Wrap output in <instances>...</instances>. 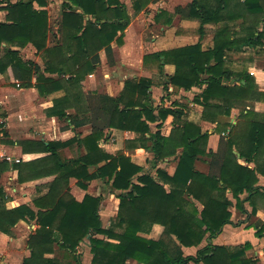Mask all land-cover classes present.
<instances>
[{
    "label": "trees",
    "instance_id": "obj_1",
    "mask_svg": "<svg viewBox=\"0 0 264 264\" xmlns=\"http://www.w3.org/2000/svg\"><path fill=\"white\" fill-rule=\"evenodd\" d=\"M35 1L40 6L47 5V0H9L2 7L7 11V20L0 21V46L2 42L20 47L32 43L37 53L42 55L45 67L42 68L32 59H23L18 49L8 47L0 56V73L7 72L11 67L15 78L20 81L19 86L35 87L43 96L62 91L61 95L53 98V105L46 109L47 114L70 119L75 126L92 122L93 129L83 138L74 136L48 142L27 138L18 141L25 153H47L14 164L21 182L28 180L24 176L26 170L35 173L33 178L56 174L49 184V191L34 199L37 210L27 204L8 208L6 193L0 187V230L11 234L12 228L21 219L34 220L38 225L29 235L31 255L24 259L23 264H72L46 254L54 251L56 242L62 248L75 250L91 233L106 234L117 240L113 242L92 237L94 257L91 264H125L129 258L143 264H188L191 261L204 264H258L257 259L245 256L249 243L231 248L208 242L196 254L188 255L182 249V246L199 245L207 233L214 237L225 224L231 222V199L227 195L229 188L238 200L244 191H248L249 196L256 192V171L237 162V156L231 150L234 141L227 143L231 157L224 160L221 173L207 174L197 170L194 163L200 154L207 152L208 131L202 132L199 126L187 121L173 128L168 136L163 135L160 128L152 131L150 122L157 120V114L150 98L151 79H127L123 91L115 97L95 93L87 97L81 91V81L100 63V51L104 49L111 58L112 42L116 41L119 45L124 42V32L130 23L124 3L121 0H64L59 26L61 40L49 46V13L45 8H36ZM150 1L134 0L133 6L141 10ZM232 2L217 0L215 10L210 12L201 0H193L186 7H177V11L189 17L202 18L205 22L212 19L226 21L234 18L233 14L225 11ZM236 5L249 13L238 15L249 18L248 21L253 23L244 27V31L249 29V34L242 40L264 48V29H259L264 22V0H237ZM235 41L241 39L232 38L224 26L216 33L214 48L203 50L200 43H195L157 51L145 55L144 60L147 62L153 58L158 61L161 71L164 65L162 61L174 64L175 72L169 79L186 90L206 82L202 101L205 104L204 116L215 120L218 114H210V97L223 96L227 99L236 94L245 97L253 89L248 76L242 73L237 75L245 78L247 83L235 86L222 83L223 79L233 75L224 64L226 52ZM205 72L210 74L209 77L203 78ZM197 100H201L199 96ZM86 101L89 102L87 109L83 107ZM72 107L76 113L67 111ZM168 114L178 116L179 111L171 107L159 109L162 118ZM109 127L136 131L140 139L152 141L151 145L145 143V146L151 148L156 156L176 154L177 148L183 147L175 173L169 175L158 169L156 178L126 154L105 151L99 143ZM255 130L253 146L257 147L261 127L256 125ZM1 142L4 141L0 138ZM74 143H82L87 152L76 158L64 159L60 150ZM240 151L244 156L245 152ZM7 167L8 162L0 160V172ZM72 176L83 188L87 187L89 180L106 179L120 198L117 220L113 223V227L122 229L120 232L102 225L99 209L103 195L87 193L78 201L68 193ZM163 181L170 183V190ZM195 200L203 205L202 209ZM153 223H161L165 227L159 239L140 234ZM173 235L179 242L174 240ZM75 264H83L80 257Z\"/></svg>",
    "mask_w": 264,
    "mask_h": 264
},
{
    "label": "crops",
    "instance_id": "obj_2",
    "mask_svg": "<svg viewBox=\"0 0 264 264\" xmlns=\"http://www.w3.org/2000/svg\"><path fill=\"white\" fill-rule=\"evenodd\" d=\"M2 1V0H0ZM0 2V21H6L7 11L2 7L8 2ZM16 2L19 0H10ZM124 4L131 7L128 11L130 14V23L125 29L124 43L120 46L116 41H113L112 57L109 58L106 51L100 52V63L98 66L104 69L103 84L99 89L97 86L96 72L86 76L81 81V91L88 95L107 94L110 96H118L123 91L125 81L127 79H139L146 77L151 79L152 84L149 87L150 98L157 114V120L150 122L152 131L161 129L163 135L171 134L173 128L181 126L184 122L194 123L201 128L202 132H209L207 143V152L200 154L194 163L197 170L204 173L220 174L221 165L227 157H231L230 147L227 145L229 140L234 141L231 150L237 156V162L250 169L256 171L257 181L254 183L256 192L249 196L248 191L241 193L238 200L232 193L231 189L227 190V195L231 199L229 209L232 213L231 222L223 226L222 230L214 237H210L207 233L204 240L199 245L182 246L185 255L196 254L199 248L207 245L208 242L213 244L225 245L227 247L236 248L243 247L246 243L250 246L245 250L246 257H252L258 260V264H264V60L256 59L255 51L260 49V46H253L249 43L235 41L234 45L227 50L225 55V67L233 72L231 78H225L222 83L229 86H235L239 83H247V80L237 75L242 73L247 75L252 83V91L248 96L231 95L224 99L223 96L210 97L211 103L210 114H218L215 120L204 116L205 104L203 91L207 86L206 82L194 86L192 89L178 87L170 81V76L175 72V66L172 63H164L163 70L158 72L154 68L144 65L145 54L154 53L163 49H170L175 46H186L195 43H200L203 50H209L215 47L216 33L222 27L226 26L232 34V38H242L244 34L240 32L243 27L251 26V20L244 24V17L239 16V13L247 12L242 6L236 5L237 0H233L229 9L225 10L234 15L230 20L214 19L203 21L202 18L186 16V13L177 11V7H186L193 0H151L149 4L141 9H133L134 0H121ZM207 10L212 12L215 10L217 0H201ZM64 0H47L46 6H40L36 1V8H45L49 13L50 31L48 35V45L52 46L61 40L59 31L62 5ZM167 9V10H166ZM166 10V14L159 17V13ZM167 15V18L165 17ZM212 15V14H211ZM181 18L182 28L179 34L176 30L170 27L173 24H162L170 18ZM213 17V15H212ZM249 19V18H248ZM52 24V21H54ZM174 23V22H172ZM198 28V34H194L193 30ZM249 28V27H248ZM260 30L264 29V22L260 24ZM157 31V32H156ZM245 32V31H244ZM152 35L149 36V34ZM249 33V29L247 30ZM246 33V34H247ZM264 41V38H263ZM14 48L20 51L23 59H32L45 67L42 55L37 54L36 47L29 43L24 47L13 45L7 42H2L0 46V56L5 53L6 48ZM112 65V66H110ZM101 64V65H100ZM98 68V67H97ZM12 69V68H11ZM9 70L7 77L10 80L15 78L14 71ZM51 75V74H48ZM209 73L205 72L203 78L209 77ZM56 76V74H53ZM91 84L93 87L89 91L84 88V85ZM88 87V86H87ZM20 92V95H17ZM8 94L10 96L8 97ZM62 94V91L55 92L51 95L43 96L35 87H16L9 85L6 81L5 73L0 74V101L5 105L4 120L7 122L8 132L14 139L16 146H1V159L8 162V167L0 172V187H3L6 193V206L8 208L16 207L21 204H27L37 210L34 204V199L46 194L49 191L50 182L56 177V174L42 175L33 178V171L26 170L24 176L26 179L23 182L19 180L18 169L14 167L15 163L21 161H29L37 157L46 155L45 152H23L22 147L18 145V138L21 133H17L15 128L16 122L22 126L28 124L29 110L34 107L39 109L36 111L42 114L40 118L54 123L53 135L47 134V126L41 124L39 126L41 133H23L25 138L42 139L46 142L54 139L66 140L74 136L81 138L90 134L93 129L92 122H88L81 126H75L70 119H61L58 116H49L46 109L53 105V98ZM5 96L8 98L5 99ZM170 96H173L170 99ZM201 100H197V97ZM175 99H179L177 103ZM11 101V104L9 101ZM36 103V104H35ZM22 108L24 114L18 112L19 120H14L17 112L12 108ZM85 109L89 107V102L86 101L83 106ZM162 107H171L179 111L178 116L168 114L165 118L159 115V109ZM28 108V109H27ZM70 113H76L74 107L67 109ZM229 111V112H226ZM88 113H90L88 111ZM43 120V119H42ZM3 122V121H2ZM59 122H63L59 125ZM260 126V142L257 147L253 146V135H255V127ZM149 136V133L146 134ZM140 134L133 130L120 128H107L105 134L100 140V147L105 151L113 154L122 152L129 156L131 160L144 168L145 172L151 173L158 178V169L166 171L169 175H173L178 166L180 155L183 147L177 148L176 154H167L164 156H156L155 152L145 146L152 144V141H144L139 138ZM23 139V138H22ZM72 148L79 150L77 155L71 154ZM244 151V156L241 151ZM70 153L67 156L64 153ZM87 152L86 147L81 143L64 147L60 150V154L64 159H72L79 157ZM102 164V163H100ZM93 168V167H91ZM164 182V181H163ZM167 189L170 190L169 182H164ZM105 190L107 194L105 193ZM66 191V190H65ZM68 193L76 200L81 201L84 196L89 193L92 195H104L103 202H108V205H113L114 211L100 207L99 214L104 228L113 227V223L117 220L120 198L111 189V186L104 178H95L88 181L86 188L81 187L77 183L76 177H70ZM68 194V195H69ZM199 209L203 205L195 200ZM38 228L34 220L26 221L21 219L13 228L12 233L8 234L0 230V264H23L24 259L31 255V249L28 244V238ZM116 232L122 229L118 226L113 227ZM164 225L161 223H153L146 231L140 232L141 235L159 239L164 233ZM263 230L262 233H258ZM92 237L105 238L109 241L116 242L114 238H110L106 234L91 233L87 235L80 245L75 250L62 248L59 243H55L54 251L46 254L48 257H55L62 262H70L75 264L79 257L83 264H91L94 254L92 253ZM175 241L179 242L175 235L172 236ZM125 264H143L136 259L129 258ZM188 264H204L203 262Z\"/></svg>",
    "mask_w": 264,
    "mask_h": 264
},
{
    "label": "rangeland",
    "instance_id": "obj_3",
    "mask_svg": "<svg viewBox=\"0 0 264 264\" xmlns=\"http://www.w3.org/2000/svg\"><path fill=\"white\" fill-rule=\"evenodd\" d=\"M125 6H126V8H127V10L128 11H130L131 10V7L129 8L128 7V5H126V4H124ZM148 5V4H147ZM132 8L134 9V6H132ZM145 8V7H144ZM143 9V8H142ZM167 10V9H166ZM166 10H162L160 13H159V17H161V16H163V14L165 13L166 14ZM130 15V14H129ZM166 18H167V15L165 16ZM166 18H165V20L164 21H162L161 23L162 24H164V25H166V24H173V25H171L170 27H167V28H172V29H174V30H176V34H179L178 32L180 31V28H182V22L183 21H181V18H179V17H176L175 19L173 18H170L168 21L166 20ZM130 19H131V17H130ZM247 20H249L248 18H246V19H244V24L247 22ZM56 20H54V21H52V24H54V22H55ZM172 22H174V23H172ZM244 26V25H243ZM242 26V30L240 31V32H243L242 34H244L243 35V37L245 36V35H247V34H249V33H247V31H245L244 32V27ZM50 29H51V27H50ZM157 32V31H156ZM125 33V32H124ZM193 33L194 34H198V28H195L194 30H193ZM247 33V34H246ZM150 35H152V33H150L149 34V36ZM242 37V38H243ZM242 38H241V40H242ZM123 39H124V37H123ZM124 43V42H123ZM117 45H119L118 43H117ZM122 45V44H121ZM120 45V46H121ZM176 47H180V46H175V47H173V48H176ZM264 48H260V49H256V51H255V57H256V59H258V60H261V62H259L260 64H262V59L264 60V50H263ZM104 50V49H103ZM163 50H167V49H163ZM102 51V50H101ZM100 51V52H101ZM160 51H162V50H160ZM38 54V53H37ZM149 54H151V53H149ZM40 55V54H39ZM146 55V54H145ZM148 55V54H147ZM145 58V57H144ZM164 63H165V61H164ZM109 64V63H108ZM98 65H99V63H98ZM97 65V67L98 68H96L93 72H96V77H97V79H96V81H97V86H98V88L100 89L101 88V85L103 84V78H104V69H103V67H100V66H98ZM101 65V64H100ZM110 65V64H109ZM144 65L145 66H149L150 68H154V69H156L158 72H160V69H159V66H158V61H156V60H154L153 58L152 59H149L147 62H145V60H144ZM110 66H112V65H110ZM175 66V65H174ZM11 69V67L10 68H8V70H7V72H5V75H6V81L8 82V84L9 85H12V86H14V87H16L17 89H21V86H19L18 84H17V81H19L17 78H14V79H12V80H10V78H9V76L7 77V73L9 72V70ZM12 70V69H11ZM92 72V73H93ZM1 74V73H0ZM89 74H91V73H89ZM89 74H87V75H89ZM86 75V76H87ZM86 76L84 77V79L86 78ZM20 82V81H19ZM88 86V87H87ZM93 86L91 85V84H89V85H87V84H85L84 85V88H87L89 91H91ZM21 93L20 92H18V94L17 95H20ZM10 96V94H8V97ZM7 96H5V99H7L8 98ZM173 98V96H170V99H172ZM9 101V100H8ZM175 101L177 102V103H184V102H180L179 101V99H175ZM9 103L11 104V101H9ZM36 104V103H35ZM5 105L6 104H4V103H2L1 101H0V138L4 141V142H1L0 143V153H1V150H3V151H5L4 150V148L2 149L1 148V146H6V145H8V146H16V143H15V141H14V139L13 138H11L10 137V135L12 134V132H8L9 130H8V128H7V122L3 119L4 118V113H5V111H6V109L7 108H5ZM38 107H40V106H37V104H36V107H34L33 109H31V110H29L28 108V111L29 112H27L26 111V113L28 114L27 116H28V124L26 125V126H22V125H20V124H17V122H16V125L17 126H15V128L17 129L16 131H17V133L18 132H20L21 134L19 135V136H21L20 138H18L17 140H23L24 139V132L27 134V133H35V132H37L36 134H40L41 133V130H40V128H39V126L41 125V124H43V125H46L47 126V134L48 135H53V133L54 132H51V129L52 130H54V128H53V126H54V123H51L50 121H46L44 118H40L41 117V115L42 114H39L38 112H36L39 108ZM14 110H15V108L14 107H12ZM15 112H17V114H16V117H15V119L14 120H16V121H18V123H20V122H22V121H20L19 120V118L20 117H18L19 116V114H18V112H20V113H22V114H24V112L22 111V108L20 109L19 107L18 108H16V110H15ZM47 113V112H46ZM43 119V120H42ZM3 121V122H2ZM63 124V122H59V125H62ZM39 125V126H38ZM23 138V139H22ZM25 139H27V138H25ZM31 139H34V138H31ZM18 145L20 146V147H22L20 144H19V142H18ZM78 151L79 150H76L75 148H72V151H70L71 152V154H73V155H77V153H78ZM68 154H70V153H64V155L65 156H67ZM2 158V155L0 154V160H3V159H1ZM21 161H23L22 159H21ZM105 193L107 194V192H106V190H105ZM103 197H104V195H103ZM104 200V199H103ZM103 200H102V203H101V208H103V209H109V211L110 212H113L114 211V208H113V205H108V202H106V201H104L103 202Z\"/></svg>",
    "mask_w": 264,
    "mask_h": 264
},
{
    "label": "built area",
    "instance_id": "obj_4",
    "mask_svg": "<svg viewBox=\"0 0 264 264\" xmlns=\"http://www.w3.org/2000/svg\"><path fill=\"white\" fill-rule=\"evenodd\" d=\"M17 84L19 85V81H17Z\"/></svg>",
    "mask_w": 264,
    "mask_h": 264
}]
</instances>
